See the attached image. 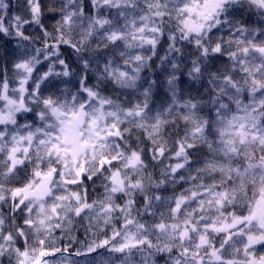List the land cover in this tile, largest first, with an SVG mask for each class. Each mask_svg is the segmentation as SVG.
<instances>
[{
	"label": "snow or ice",
	"instance_id": "6c2138e0",
	"mask_svg": "<svg viewBox=\"0 0 264 264\" xmlns=\"http://www.w3.org/2000/svg\"><path fill=\"white\" fill-rule=\"evenodd\" d=\"M0 264H264V0H0Z\"/></svg>",
	"mask_w": 264,
	"mask_h": 264
}]
</instances>
